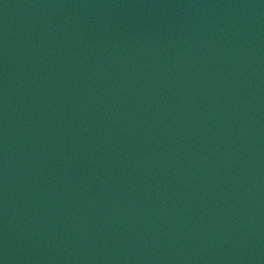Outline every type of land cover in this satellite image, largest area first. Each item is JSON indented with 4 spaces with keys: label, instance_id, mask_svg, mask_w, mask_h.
I'll list each match as a JSON object with an SVG mask.
<instances>
[{
    "label": "water",
    "instance_id": "obj_1",
    "mask_svg": "<svg viewBox=\"0 0 264 264\" xmlns=\"http://www.w3.org/2000/svg\"><path fill=\"white\" fill-rule=\"evenodd\" d=\"M0 264H264V0H0Z\"/></svg>",
    "mask_w": 264,
    "mask_h": 264
}]
</instances>
